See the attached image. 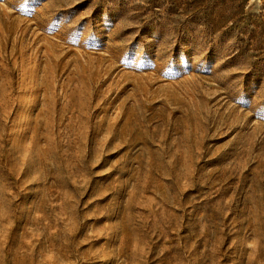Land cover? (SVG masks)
I'll return each mask as SVG.
<instances>
[{
	"label": "rangeland",
	"instance_id": "rangeland-1",
	"mask_svg": "<svg viewBox=\"0 0 264 264\" xmlns=\"http://www.w3.org/2000/svg\"><path fill=\"white\" fill-rule=\"evenodd\" d=\"M0 264H264V0H0Z\"/></svg>",
	"mask_w": 264,
	"mask_h": 264
}]
</instances>
